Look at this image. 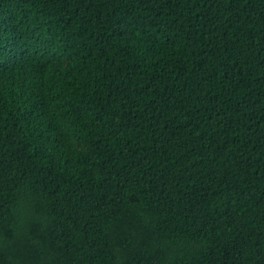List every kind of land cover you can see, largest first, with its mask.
Segmentation results:
<instances>
[{
	"label": "trees",
	"instance_id": "1",
	"mask_svg": "<svg viewBox=\"0 0 264 264\" xmlns=\"http://www.w3.org/2000/svg\"><path fill=\"white\" fill-rule=\"evenodd\" d=\"M0 264H264V0H0Z\"/></svg>",
	"mask_w": 264,
	"mask_h": 264
}]
</instances>
